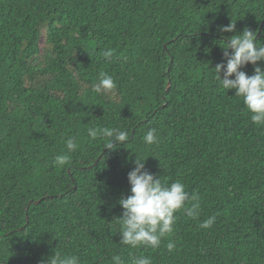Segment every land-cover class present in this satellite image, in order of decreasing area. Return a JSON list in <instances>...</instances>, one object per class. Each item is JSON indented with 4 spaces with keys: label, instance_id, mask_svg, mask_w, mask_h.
Segmentation results:
<instances>
[{
    "label": "trees",
    "instance_id": "16d2710c",
    "mask_svg": "<svg viewBox=\"0 0 264 264\" xmlns=\"http://www.w3.org/2000/svg\"><path fill=\"white\" fill-rule=\"evenodd\" d=\"M245 28L264 43V0H0V264H47L56 249L81 264H264V127L213 78L222 40ZM101 73L116 83L103 94ZM90 127L128 140L108 149ZM136 157L199 196V217L178 211L157 248L120 243Z\"/></svg>",
    "mask_w": 264,
    "mask_h": 264
},
{
    "label": "clouds",
    "instance_id": "9594fccd",
    "mask_svg": "<svg viewBox=\"0 0 264 264\" xmlns=\"http://www.w3.org/2000/svg\"><path fill=\"white\" fill-rule=\"evenodd\" d=\"M220 33L236 32V23L232 20L226 26H220ZM221 47L224 50L226 63L217 64L214 69V80L223 89L234 90L235 96L243 100L247 111L251 114L253 124L264 127V69L257 66L264 62V43L257 41V34L245 28L242 33L230 36ZM104 56L110 57L111 51H105ZM254 66V74L249 76L241 69L247 65ZM116 87L114 79L105 73L100 74V79L94 85L97 93H107ZM87 134L93 140L97 136L109 139L106 148L116 149L124 146L128 140V133L118 128L90 127ZM143 140L151 145L157 142V130L152 128L144 135ZM68 152L76 149L75 138H69L65 143ZM146 161L136 157L135 167L128 173L131 194L122 197L118 203L123 209L122 215L116 218L119 221L120 243L131 248L147 246L159 247L161 240L174 231L176 213L183 210L187 216L195 219L200 215L199 196L189 193L180 181L164 183L146 170ZM70 162L67 154L58 155L53 165L64 167ZM191 205L190 207L188 205ZM216 217L211 216L200 223L203 229H209ZM175 245L167 244L171 252ZM47 264H81L76 255L64 254L55 250L54 255L48 258ZM112 264H122L120 256L112 257ZM131 264H152L146 256L133 257Z\"/></svg>",
    "mask_w": 264,
    "mask_h": 264
}]
</instances>
